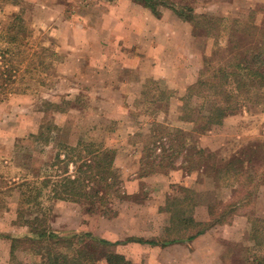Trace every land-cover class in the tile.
Here are the masks:
<instances>
[{
    "label": "rangeland",
    "instance_id": "obj_1",
    "mask_svg": "<svg viewBox=\"0 0 264 264\" xmlns=\"http://www.w3.org/2000/svg\"><path fill=\"white\" fill-rule=\"evenodd\" d=\"M175 1L194 7L198 25L182 21L171 9L156 17L136 0H0V232L5 235L0 237V264H10L11 242L6 235L28 229L18 217L24 194L38 190L49 176L57 178L60 168L52 163L59 145L80 140L117 151L115 167L121 173L120 190L126 194L120 198L112 192L107 204L89 199L51 201L43 195L39 199L50 229L110 237L111 250L134 264H145L146 259L159 263L158 252L149 247L137 250L139 242L130 240L141 237L137 230L149 226L150 232L162 235L142 238L159 243L180 238L176 243L182 248L198 245L202 255L198 252L191 264H254V258L264 254L263 235L255 240L249 221L251 216L264 215V187L257 190L255 204L239 208L232 222L207 228L194 240L188 238L202 228L192 226L193 221L218 219L247 191L242 186L244 167L237 165L213 180V174L203 176L199 166L187 171L188 164L179 154L175 169H145L158 170L153 174L141 169L146 165L140 162L143 151L154 146L153 129L165 136L163 149H178L185 133L191 132L197 147L217 151L213 162L218 167L249 139L264 141V113L255 106L228 115L204 135L197 131L201 122L187 121V115L197 119L214 100L211 83L191 88L217 67L240 60L233 41L244 23L263 26L264 0ZM20 11L24 26L10 42L11 18ZM176 55L184 63L189 61V69L175 67ZM154 70L155 74L167 70L169 78L144 76ZM193 159L189 166L195 167L198 158ZM74 169L71 164L70 173ZM161 180L169 183L170 191L162 204L156 200ZM131 181H136L134 192L127 188ZM254 186L255 182L247 188ZM182 187L197 190L195 199L204 210L182 208ZM138 204L145 216L158 220L148 226ZM24 207L25 219H32L37 212ZM243 215L247 223L240 220ZM231 218L229 214L226 220ZM17 253L25 261H43L23 246ZM166 258L159 264H186L187 254L168 252Z\"/></svg>",
    "mask_w": 264,
    "mask_h": 264
},
{
    "label": "trees",
    "instance_id": "obj_2",
    "mask_svg": "<svg viewBox=\"0 0 264 264\" xmlns=\"http://www.w3.org/2000/svg\"><path fill=\"white\" fill-rule=\"evenodd\" d=\"M136 1L148 8L156 17L160 18L163 15V9H171L182 21H192L198 25L199 16L191 5H180L175 0ZM22 14L23 11L17 12L11 18L12 23L8 34L10 42L16 36L15 31H19L24 26ZM237 38L233 41L232 49L234 53L240 54V60L226 62L217 67L207 80L200 78L191 90L189 88L192 91L195 87L204 86L207 83L213 85L214 100L207 109L201 111V115L195 120L190 119L192 117L187 115V121H194L198 124L201 122L197 131L202 135L210 131L212 127L220 125L228 115L247 109L249 106L258 107L264 113V24L263 26L256 25L254 21L251 24L244 23L238 30ZM23 52L27 51L23 50ZM59 110L61 109L59 108ZM188 111L190 110L188 109L185 113L188 114ZM157 127H159L158 124ZM159 134L158 130H152L150 136L154 146H148L143 151L144 154L140 162L146 164L141 166L144 174L156 173L158 170L155 168L147 172L145 170L156 166H160V168L169 167L170 170L175 169L174 158L179 154L184 156V165L187 166L186 164H188L187 171H192L199 166L198 170L201 171L202 175L208 178L213 174V180L230 173L237 165L245 168V180L242 186L247 191L242 195L240 194L236 203L229 205L227 210L219 215L218 219H211L209 222L193 221L192 226H202V228L196 231L194 235H189V240L195 239L207 228L209 229L219 223L224 225L232 222L239 208L242 206L250 207L255 204L257 190L260 188V192H262L264 187L263 140L249 139L247 144L243 143L237 150L224 158L226 163L218 167L213 162L217 151H212L206 147H197L192 140L191 132L185 133L186 136L180 142L178 149L173 146H170L169 149H163L165 136ZM43 135L44 133L41 131L40 137ZM156 143L161 147H157ZM116 154L115 149H110L102 143L99 144L94 141L80 140L74 145L69 143L59 145L52 166H59L61 173L54 175L57 177L54 180H51V176L44 179L40 182L38 190L24 194L21 200L22 204L28 206L30 211L37 212L32 219H25L27 209L23 206V209L19 211L18 217L24 220L22 224L27 226V231L19 235H6L11 242L10 264H98V262L103 261L106 264H134L122 253L112 251L111 247L114 243L101 235H94L89 231L61 234L50 229L47 217L44 216L47 211L44 210L39 199L45 195L51 201L79 202L82 199H89L99 200L107 204L111 201L109 195L112 192L116 197L124 198L122 195H125L126 192L120 190L122 185L121 173L115 167ZM195 156L198 158V164L195 167L189 166ZM71 164L75 167L73 173H70ZM259 169H262L261 174L258 173ZM210 181L212 183V180ZM254 182V188H247ZM182 188L185 192V196L179 201L182 208H185V205L196 206L200 204L195 199L196 189ZM209 209L212 218L214 213L210 206ZM229 214L232 215V218L226 220ZM249 221L255 240L262 234L260 243H264V215L256 218L251 216ZM3 236L5 235L0 232V237ZM179 239L174 238L159 243L156 239L130 238V240L141 244L163 247L174 244ZM22 246L23 249H29L30 254L41 257L43 261L30 262L21 259L17 252ZM253 261L254 264H264V254L255 257Z\"/></svg>",
    "mask_w": 264,
    "mask_h": 264
},
{
    "label": "crops",
    "instance_id": "obj_3",
    "mask_svg": "<svg viewBox=\"0 0 264 264\" xmlns=\"http://www.w3.org/2000/svg\"><path fill=\"white\" fill-rule=\"evenodd\" d=\"M237 1L235 0L234 3H236ZM178 22H181L183 24V22L181 20H178ZM185 24H188V23H185ZM141 29V32L143 31L142 28ZM150 52H154V50H151ZM167 57V56H166ZM176 59V62H175V67L176 68H179L180 70L182 69H189V61L188 60H185V63L181 60L178 59L177 55L175 57ZM147 77H151L152 75L154 76L155 79H168L169 78V72L167 70H164L161 74H155V70L153 71V73L149 72V73H146L144 76ZM171 75V74H170ZM135 182L136 181H131V185H128L127 184V188L128 190H131L132 192H134L136 190V188L134 187L135 185ZM162 186H161V191L158 193V195L156 196V200H157V203H160L162 204L164 201H166V199L168 198L169 194H170V191H169V183H167L166 185V181H162ZM165 182V183H164ZM140 181L137 180V192L140 190ZM146 189V188H145ZM130 192V191H129ZM138 208H140V212L141 213H144L143 216H145V211L143 210V206L141 205H137ZM194 207H202L201 209L204 210V205H202L201 203L194 206ZM141 217V216H140ZM145 222H147V225L149 226V223H151V220L153 221H157L158 219L156 218H148V216H145ZM205 219V218H204ZM198 221H200L199 219H196ZM203 220V219H202ZM208 220V219H207ZM240 220H242L244 223H247V218L246 216H240ZM206 221V219L204 220ZM150 229V226L149 228ZM147 228H140L137 230V236H141V237H145V238H150V237H160L162 234H160L159 232L155 233L152 231L150 232ZM198 237V236H197ZM107 238V237H105ZM110 238V237H109ZM107 238V239H109ZM196 239V238H195ZM194 240V239H193ZM193 245H183L184 247L182 248V246L180 244H177V243H174V244H170L168 246H152V245H149V244H140V243H137V250H140L141 248L143 247H149L151 249V251H155V252H158L159 253V258H158V262H162V261H165L167 260L166 258V255L168 252H176V251H180V253L183 251L187 254V259L185 260L186 264H191V261H193V259L196 257L197 253H201V249L199 248L198 245H195L194 243H192ZM202 255V253H201ZM206 256V255H205ZM137 262H142V260H138L137 259ZM145 264H155L153 262H151V260L149 259H146L144 260ZM157 263V264H159Z\"/></svg>",
    "mask_w": 264,
    "mask_h": 264
}]
</instances>
